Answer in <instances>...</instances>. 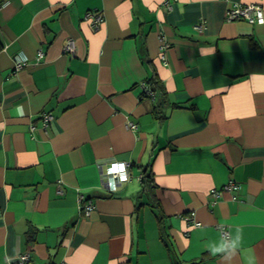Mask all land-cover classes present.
<instances>
[{"label":"crops","instance_id":"1","mask_svg":"<svg viewBox=\"0 0 264 264\" xmlns=\"http://www.w3.org/2000/svg\"><path fill=\"white\" fill-rule=\"evenodd\" d=\"M170 3L0 6V264H264V0Z\"/></svg>","mask_w":264,"mask_h":264},{"label":"built area","instance_id":"2","mask_svg":"<svg viewBox=\"0 0 264 264\" xmlns=\"http://www.w3.org/2000/svg\"><path fill=\"white\" fill-rule=\"evenodd\" d=\"M171 0H164L166 7L170 8L171 7ZM92 18V25L94 27H98L101 23V16L97 15L94 16L93 13H89L86 15V18ZM227 17L230 20H247L250 23L254 24H263L264 23V8L262 5L259 4H251V5H242L235 3V5L227 12ZM75 47V43L73 39L68 40L66 46H65V51L66 52H71L73 51ZM44 53L40 51V57H42ZM24 66V60L23 59H18L16 62V70L21 69ZM145 91L150 97H154V93L151 89V86L149 84H146L145 86ZM53 118L52 115L46 114L45 115V122L50 121ZM135 126V125H134ZM103 179L106 181L107 185L112 190H116L119 185L122 183L128 181L130 179V171H129V163L125 161H116L111 163L106 170L103 171ZM239 185L236 181L230 180L226 185H224V189L226 190H235L238 189ZM215 194L218 195V192L215 191ZM84 197L81 198V200ZM84 209L86 210L87 214L90 213V210L92 209L91 202L88 201L84 204ZM190 220H193V217H190ZM224 235L229 238V233L228 231L224 230ZM20 263L21 264H27L31 260V255L29 252L24 253L20 255L19 257ZM59 264H67L66 262H61Z\"/></svg>","mask_w":264,"mask_h":264},{"label":"trees","instance_id":"3","mask_svg":"<svg viewBox=\"0 0 264 264\" xmlns=\"http://www.w3.org/2000/svg\"><path fill=\"white\" fill-rule=\"evenodd\" d=\"M6 0H0V6H2L4 4ZM151 85L153 86V92H161L163 93L162 95H164V87L161 85V82L154 80L153 82H151ZM153 181V176L151 173H149L148 171L144 172V175L142 177V184H143V188L145 189L148 186L151 187L150 183Z\"/></svg>","mask_w":264,"mask_h":264},{"label":"clouds","instance_id":"4","mask_svg":"<svg viewBox=\"0 0 264 264\" xmlns=\"http://www.w3.org/2000/svg\"><path fill=\"white\" fill-rule=\"evenodd\" d=\"M253 264H255V257L253 256Z\"/></svg>","mask_w":264,"mask_h":264}]
</instances>
